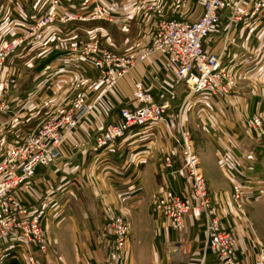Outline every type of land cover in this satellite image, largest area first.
<instances>
[{"label":"crops","instance_id":"0c3cea01","mask_svg":"<svg viewBox=\"0 0 264 264\" xmlns=\"http://www.w3.org/2000/svg\"><path fill=\"white\" fill-rule=\"evenodd\" d=\"M35 1L6 0V6H0V23L6 21L4 14L11 8L15 12L13 22L20 28L25 26L31 20L27 14L36 17ZM60 1L63 14L80 3ZM91 2L88 11L95 4L102 5L103 24L112 27L114 35L117 31L116 37H111L113 49L124 57L151 48L159 21L194 22L201 15V7L194 0ZM43 4L46 6L47 0ZM252 4L253 0H243L241 9L249 14ZM128 13L131 16L127 20ZM246 17L227 30V12H222L219 24L203 43L204 51L223 54L222 65L235 77L236 85L229 95L203 93L186 100V90L170 64L158 53H150L64 136L61 158L47 168L37 167L34 178L14 193L19 206L39 214L49 240L40 264H110L106 260L109 236L102 222L106 205L130 225L123 264H219L213 252H204L203 234L190 220L185 235L189 244L185 252H175L172 246L177 233L152 211L154 196L162 189L185 193L190 186L183 172L177 177L168 172L180 170L178 146L173 140L178 137V126L192 141L222 225L234 231L242 264H253L258 240L264 237V147L246 131L243 120L255 113L264 119V4L252 19ZM123 26L126 29L120 30ZM9 38L0 31V42ZM29 75L31 81L16 84L10 99L0 97L1 122L10 115L13 120H27L43 109L65 112L75 108L80 97L94 102L102 87L97 71L77 53H61L41 71L31 70ZM77 76L83 82L79 87L72 84ZM133 81H142L155 102H169L164 120L133 128L116 145L93 151L94 134L104 125L117 122L119 108L130 101ZM72 90L77 92L70 96ZM166 155L172 156L170 170L163 167ZM234 182L243 185L250 198L244 204L248 223L237 217L231 205ZM6 245L0 251V264H25L27 247Z\"/></svg>","mask_w":264,"mask_h":264},{"label":"built area","instance_id":"2783aa9c","mask_svg":"<svg viewBox=\"0 0 264 264\" xmlns=\"http://www.w3.org/2000/svg\"><path fill=\"white\" fill-rule=\"evenodd\" d=\"M79 1L78 8L67 12L71 14L69 16L59 9L61 7L59 0H47V5H42V11L36 12V17L35 15L29 17L30 22L21 27L19 31L21 40L15 41L11 46H8L7 41L4 42L0 60L15 48L14 44L20 46L56 19L65 23L75 19L86 21L105 16L101 4H95L88 11L89 6L93 5L92 0ZM194 1L201 7V15L196 21H159L153 34L151 48L136 56L113 57L106 52L97 53L95 47L86 52L82 49L70 51L72 54H80L84 61L97 71L100 79L104 80V86L94 102H85L80 97L76 101L75 108L50 115L42 120L34 131L11 143L0 165L1 252L5 244L13 249L23 245L28 251L25 255V264H40V258L48 252L49 240L45 235L39 214L19 206L14 193L34 178L37 167L47 168L61 158V143L64 136L74 130L86 114L94 110L95 104L114 89L121 77L137 63L144 61L150 53H158L170 64L175 76L186 90V100L203 93L213 96H227L231 93L236 80L222 65L223 54L204 51L203 43L219 24L222 12H227L226 26L229 30L240 23L244 16H247L246 19L256 16L262 9L264 0H253L252 11L249 14L241 9L243 0ZM130 16L131 13H128L125 18L128 20ZM168 109L169 102H155L142 81H133L130 101L119 108L117 122L104 125L94 134L91 149L95 152L109 149L133 128L157 125L164 120ZM247 127L256 137L262 139L261 143L264 147V123L261 117L253 114L247 118ZM173 140L178 146L181 165L179 171L168 172L172 177H177L178 173L183 172L190 186L185 193L171 189L159 191L153 199V213L172 232L177 233V240L172 246L175 252L176 249L185 252L184 247L189 244L185 235L187 220H190L192 225L203 234L204 252L208 250L213 252L219 264H242L234 231L226 229L221 223L218 208L209 192L189 135L178 126V137ZM172 165V156L166 155L163 159V167L170 170ZM244 191L243 185L232 183L230 202L237 217L248 223L244 204L250 198L246 197ZM102 222L109 236V252L106 260L110 264H123L130 239V225L111 205L103 208ZM258 243L259 249L253 257V264H264V237L258 240Z\"/></svg>","mask_w":264,"mask_h":264},{"label":"rangeland","instance_id":"374dc122","mask_svg":"<svg viewBox=\"0 0 264 264\" xmlns=\"http://www.w3.org/2000/svg\"><path fill=\"white\" fill-rule=\"evenodd\" d=\"M41 0H36L35 3L39 4ZM60 6H61V1ZM147 4V3H146ZM0 6H6V0L0 1ZM151 6V5H150ZM150 8V7H147ZM43 9V8H42ZM151 10V9H148ZM40 11H42L40 9ZM15 12L11 8L4 14L5 22L0 23V31L10 37L7 42L8 46L22 38L19 36L17 29H22L13 22V16ZM71 16V14H66ZM104 18L94 20H70L68 22H61L56 19L48 26L40 29V31L31 37L30 40L24 41L20 44H14V49L11 52L6 53L0 60V97L4 96L6 101L8 96L13 92L16 84L26 82L28 79L31 81L32 76L29 75L31 70L39 69L44 63L53 58L56 60L57 55L61 53L70 52L71 50L82 49L86 52L88 49L95 47L96 52H106L113 57H123L124 53H116L113 49V39L116 37L112 31V27L103 24ZM125 27H120L123 30ZM126 29V28H125ZM124 29V30H125ZM31 36V33H29ZM29 36V37H30ZM39 36V37H38ZM110 38L112 40H110ZM21 40V39H20ZM10 41V42H9ZM19 46V47H18ZM4 42H0V52L3 50ZM21 77V78H20ZM23 79V80H22ZM74 79L73 85L79 87L82 85L81 79ZM102 87L104 86V80L100 79ZM101 87V88H102ZM77 90H72L70 96L75 95ZM10 99V98H9ZM2 100H0L1 102ZM48 112V111H47ZM45 109L39 112L38 115L33 116L27 120L14 119L12 115L10 118L0 121V165L3 163L6 153L11 143L18 138H24L25 134H29L34 131L40 124L41 120L46 119L52 114H57V110H53L47 113ZM44 113H47L46 115ZM256 114V113H255ZM262 122L264 119L261 114ZM252 116V115H251ZM249 118V117H247ZM247 118L243 120V126L247 132H251L247 127ZM23 124V125H21ZM256 142L261 143L262 139L254 136Z\"/></svg>","mask_w":264,"mask_h":264},{"label":"trees","instance_id":"16d2710c","mask_svg":"<svg viewBox=\"0 0 264 264\" xmlns=\"http://www.w3.org/2000/svg\"><path fill=\"white\" fill-rule=\"evenodd\" d=\"M31 1V0H28V2ZM44 0H42L39 4L36 5L35 7V10L36 12L40 10V7H42V4H43ZM32 15V13H29L27 14L28 17H30ZM53 60L50 59L49 61H47L46 63H44L38 70L37 69H34V71H41L46 65H48L51 61Z\"/></svg>","mask_w":264,"mask_h":264}]
</instances>
